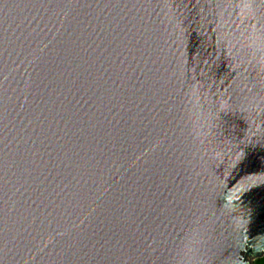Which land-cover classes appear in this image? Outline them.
<instances>
[{
  "label": "water",
  "instance_id": "water-1",
  "mask_svg": "<svg viewBox=\"0 0 264 264\" xmlns=\"http://www.w3.org/2000/svg\"><path fill=\"white\" fill-rule=\"evenodd\" d=\"M264 256V0H0V264Z\"/></svg>",
  "mask_w": 264,
  "mask_h": 264
},
{
  "label": "trees",
  "instance_id": "trees-1",
  "mask_svg": "<svg viewBox=\"0 0 264 264\" xmlns=\"http://www.w3.org/2000/svg\"><path fill=\"white\" fill-rule=\"evenodd\" d=\"M253 264H264V257L260 258L258 260H255V262Z\"/></svg>",
  "mask_w": 264,
  "mask_h": 264
},
{
  "label": "rangeland",
  "instance_id": "rangeland-1",
  "mask_svg": "<svg viewBox=\"0 0 264 264\" xmlns=\"http://www.w3.org/2000/svg\"><path fill=\"white\" fill-rule=\"evenodd\" d=\"M264 256H262V257H260V258H263ZM260 258H258V259H260ZM257 258L255 259V258H253V259H250V264H253L254 262H255V260H258Z\"/></svg>",
  "mask_w": 264,
  "mask_h": 264
}]
</instances>
